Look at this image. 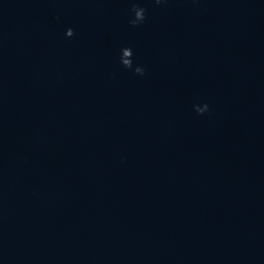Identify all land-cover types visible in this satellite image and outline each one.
I'll return each mask as SVG.
<instances>
[{"label":"water","instance_id":"obj_1","mask_svg":"<svg viewBox=\"0 0 264 264\" xmlns=\"http://www.w3.org/2000/svg\"><path fill=\"white\" fill-rule=\"evenodd\" d=\"M0 264H264V0H0Z\"/></svg>","mask_w":264,"mask_h":264}]
</instances>
